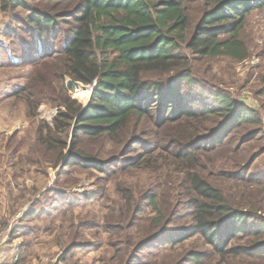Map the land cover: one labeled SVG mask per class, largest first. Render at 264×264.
Masks as SVG:
<instances>
[{"label": "trees", "instance_id": "1", "mask_svg": "<svg viewBox=\"0 0 264 264\" xmlns=\"http://www.w3.org/2000/svg\"><path fill=\"white\" fill-rule=\"evenodd\" d=\"M31 1L0 0L2 12L26 13L15 15L14 27L5 32L12 45L0 46V69L20 67L22 64L13 62L12 56L25 47L23 52L35 54L34 63L46 76L30 80L28 86L3 100L24 102L31 118L36 117L42 103L53 102L59 110L52 124L37 125L32 154L21 153L28 139H19L18 135L10 137L6 150L14 162L13 170L24 162L36 172L42 168L59 172L53 189L46 192L45 202L36 200L22 219L50 216L48 209H58V198L67 196V189L77 185L81 174L97 171L110 176L115 170L109 164L118 157L104 161L89 155L88 143L107 142L122 147L131 141L130 146L136 147L140 140L128 139L130 124L136 121L139 126L155 115L159 126L170 129L177 124L185 131L180 134L171 130L165 145L160 143L155 149L148 146L142 156L137 153L138 159L130 161L129 170H150L148 165L152 168L154 161L160 160L163 165L171 161L180 170V197L187 202L189 212L178 216L176 204L166 206L156 192L144 194L147 206L140 208L150 209L153 215L148 219L149 227H160L169 252L190 238H199L226 264L241 262L244 257L264 262L263 177L243 175L246 164L241 167V190H258L256 195L242 194L239 203L221 181L212 179L203 162L214 148L204 143H219V134L225 129L241 126L245 130L262 120L253 109L228 95L186 93L184 88L196 84L194 66L202 59L226 56L242 62L248 58V48L240 34L246 18L264 8V0H203L209 10L197 24L191 16V0H48L38 8L30 5ZM47 9L54 15L42 11ZM17 22L34 36L30 46H25L19 35ZM62 24L69 29L65 31ZM61 34L65 35L58 39ZM88 86H95V90L85 106L78 97ZM187 100L200 109H189L184 103ZM255 134L250 133L249 141ZM160 142L164 139L160 138ZM167 147L175 149L172 152ZM249 152H241V165L247 163ZM164 153L168 154L167 161ZM254 160L252 157L247 166ZM39 193L36 188L22 190L16 198L22 201L31 195L35 199ZM132 203L135 201H127L126 207ZM17 211L14 209V214ZM175 221L177 228L170 226ZM141 232L136 230L134 236L138 238ZM67 236L69 243L75 244L72 240L78 234ZM150 238L144 242L152 243L154 237ZM240 239L245 240L244 245H235ZM146 243H134L130 249ZM202 259L197 251L189 256L193 264H200Z\"/></svg>", "mask_w": 264, "mask_h": 264}, {"label": "rangeland", "instance_id": "2", "mask_svg": "<svg viewBox=\"0 0 264 264\" xmlns=\"http://www.w3.org/2000/svg\"><path fill=\"white\" fill-rule=\"evenodd\" d=\"M47 1L32 0L30 5L38 8L48 4ZM189 7L192 9L191 16L195 20V24L203 13L209 10V6L204 4L203 0H191ZM42 11L54 15V12L49 9ZM17 14L26 15L20 10L4 13L0 6V46L11 47L12 42L6 37L5 32L14 27L13 17ZM19 25L17 22L19 35L25 40V46H30L34 36L26 33ZM62 27L65 31L69 29V26L65 24H62ZM63 35L65 34H61L58 39H62ZM240 38L248 48V58L245 61L239 62L226 56L202 59L194 66L196 84L184 87L186 93L191 91L190 93L200 94L202 91H208L228 95L234 101H239L253 109L257 117L262 120L261 124L253 125L245 130L241 129V126L234 130L227 128L219 134L221 142L203 144L214 147L213 152L207 154L203 160L209 168L210 176L214 180L221 181L226 192L235 197L239 203H241L242 194L253 193L256 195L258 190V188L241 190V167L244 164H246V171L243 172V175L247 174L248 177L258 179L263 177L261 182L264 183V8L253 11L246 18ZM23 48L25 47L18 49L17 56H12L13 62L22 64L20 67L0 69V101H3L0 105V215H3L5 208L10 211L16 209V211H21L18 219L30 212L36 200L45 202L46 192L53 189L59 172V170L45 168L36 172V168L26 166L24 162L18 164L17 168L13 170L11 165L14 162L6 150V143L10 137L18 135L19 139H28L27 146L21 148V153L32 154L37 125L40 122L52 124L59 110L53 102L42 103L37 110L36 117L31 118L27 115L24 102L18 100L16 103L15 100H3L28 86L30 80H42L46 76H44L43 70L37 68V64L34 63L35 54L32 53L29 57L23 52ZM59 87L61 86L59 85ZM92 87H86L83 91L85 93L78 97L80 103L85 106L91 100L89 91L91 92ZM37 90L40 91V89ZM189 101L184 102L189 109H200L198 105ZM156 108H153L154 113H156ZM153 117L142 121L139 126L136 121L130 124L127 131L128 139H139L140 142L136 144V147L130 146L131 141L122 147L107 142H104L103 145L88 143L90 148L86 152L89 155L104 158V161L118 157L116 162L113 161L109 164L111 170L115 171L110 176L97 171L81 174L78 178L76 177L77 185L67 189V196L63 199L58 198L57 210L50 207L48 209L52 212L50 216H42L34 223L26 222L28 226L22 228L21 231L27 229L35 231V236H31V240L27 241L31 246L37 245L34 246V248L36 247L35 255L40 253L42 258L47 256L52 258L51 260L49 258L48 262L44 261L45 263L193 264L189 260V256L192 252L197 251L203 257L200 264H226L222 257L213 253L212 248L199 238H190L183 246L176 245L172 252H169L168 244L161 239L160 227H149L148 219L153 215H151L150 209L142 210L140 208L147 206L144 194L149 196L156 192L162 197L166 206L176 204L175 211L178 216L184 217L189 212L187 202H183L180 197V170L173 166L171 161L168 165H163L160 160L159 162L154 161L152 168L148 165L150 170H129L130 161L138 159L137 153L142 156L149 148L154 147L155 149L160 143L165 145L171 130L178 131L180 134L185 131L181 125L177 124H172L170 129L163 128L157 124L155 115ZM252 132H256V134L253 140L249 141ZM160 138H163L164 142H160ZM245 142L247 144L244 145ZM168 147L166 149L172 152L175 149ZM247 149L250 151L249 156L246 157L247 163L241 165V152L247 151ZM167 157L168 154L164 153V160L167 161ZM252 157H255V160L247 166ZM125 170L129 171L126 175H122L121 172ZM45 171H47L46 174ZM33 188L40 192L35 199L30 198L31 195H27L24 200H17L16 197L22 190L31 191ZM133 200L135 204L132 203L127 208L125 203ZM61 207L63 210L59 209ZM6 215H8L7 212ZM262 216L264 217V210ZM185 222L180 223L185 224ZM10 226L5 228L14 229L13 224ZM170 226L177 228L176 221ZM136 230L142 231L138 238L134 236ZM76 233L78 236L72 240L75 244H70V237L67 235ZM61 236L62 240L59 241ZM150 237H154L152 243L144 242L146 238ZM243 240L235 241L234 244L244 245ZM139 242L146 244L141 248L138 245L134 249H130L131 245ZM235 264H264V262L256 260L254 257H244L241 262L236 261Z\"/></svg>", "mask_w": 264, "mask_h": 264}, {"label": "crops", "instance_id": "3", "mask_svg": "<svg viewBox=\"0 0 264 264\" xmlns=\"http://www.w3.org/2000/svg\"><path fill=\"white\" fill-rule=\"evenodd\" d=\"M8 210L5 208L3 215H0V232L7 230L5 227L12 226V224L14 225V229H11V239L7 245L2 244L0 241V264H44V261L48 262L49 258L51 260L52 258L50 256L42 258L40 257V253L35 255L36 247L34 248V246L37 245L31 246L27 243L28 240H31V236H35V231H29V229L23 232L21 231L22 228L28 226L26 224L27 220L22 219L23 215L21 218H17L21 211L14 214L13 209L12 211L9 210V214ZM6 212L8 215H6ZM35 221L37 219L29 220L28 222L34 223Z\"/></svg>", "mask_w": 264, "mask_h": 264}, {"label": "built area", "instance_id": "4", "mask_svg": "<svg viewBox=\"0 0 264 264\" xmlns=\"http://www.w3.org/2000/svg\"><path fill=\"white\" fill-rule=\"evenodd\" d=\"M11 228L0 232V241L7 245L10 241Z\"/></svg>", "mask_w": 264, "mask_h": 264}, {"label": "water", "instance_id": "5", "mask_svg": "<svg viewBox=\"0 0 264 264\" xmlns=\"http://www.w3.org/2000/svg\"><path fill=\"white\" fill-rule=\"evenodd\" d=\"M94 90H95V86H93V87H92V89H91V93H90V94H91V96H92V94H93Z\"/></svg>", "mask_w": 264, "mask_h": 264}, {"label": "bare ground", "instance_id": "6", "mask_svg": "<svg viewBox=\"0 0 264 264\" xmlns=\"http://www.w3.org/2000/svg\"><path fill=\"white\" fill-rule=\"evenodd\" d=\"M90 93H91V92L89 91V95H90Z\"/></svg>", "mask_w": 264, "mask_h": 264}]
</instances>
